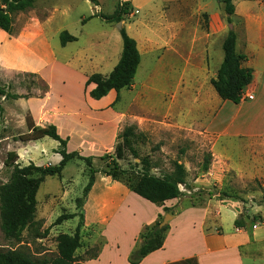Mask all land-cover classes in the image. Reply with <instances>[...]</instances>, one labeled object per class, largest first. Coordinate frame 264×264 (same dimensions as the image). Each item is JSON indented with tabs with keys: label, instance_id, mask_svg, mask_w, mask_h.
I'll return each mask as SVG.
<instances>
[{
	"label": "rangeland",
	"instance_id": "1",
	"mask_svg": "<svg viewBox=\"0 0 264 264\" xmlns=\"http://www.w3.org/2000/svg\"><path fill=\"white\" fill-rule=\"evenodd\" d=\"M121 4L130 10L123 27L139 42L142 64L133 87L123 89L118 101L115 92L108 95L106 105L95 108L90 97L95 86L86 87V81L94 73L108 76L123 49L118 24L107 23L100 15L114 14ZM227 17L219 0H35L31 9L14 16L12 33L0 31V86L31 98L0 100V186L13 173L7 166L9 153H17L21 166L46 167L62 159L56 153L59 142L51 138L22 141L29 133L31 115L38 126L55 125L63 139L69 138V152L92 157L95 168L102 170L107 167L102 157L117 158L119 134L134 125L140 159L123 147L127 159L118 160L122 168L147 158L151 173L163 176L172 174L177 162L186 169L188 187H180L185 196L160 206L130 192L118 209L113 202L119 194L109 191L103 202L90 204L92 224L87 225L83 198L89 173L84 161L73 160L62 177H47L41 183L39 224L22 233L20 245L6 239L0 220V251L24 246L35 258H53L58 237L74 234L82 214V247L77 255L86 259L84 263L90 264L88 250L103 249L108 240L110 248L95 264H130L132 232L160 207L163 213L156 221L172 214L176 218L167 225V237L173 232L165 250L144 264L193 254L200 264H264V205L257 204L262 199L258 184L264 186V158L248 157L247 144L207 133L201 115V104L209 101L200 94L201 83L223 52V35L218 33L229 30ZM64 31L77 41L62 46ZM208 155L210 166L204 172ZM97 178L100 190L114 185L104 173ZM223 194L229 197L221 200ZM77 200L82 201L80 207ZM63 214L77 217L55 225ZM241 215L245 229L234 225ZM46 231L44 237L36 236ZM139 244L137 238L136 248Z\"/></svg>",
	"mask_w": 264,
	"mask_h": 264
},
{
	"label": "trees",
	"instance_id": "2",
	"mask_svg": "<svg viewBox=\"0 0 264 264\" xmlns=\"http://www.w3.org/2000/svg\"><path fill=\"white\" fill-rule=\"evenodd\" d=\"M95 3L96 0H90ZM224 5L225 13L228 16L229 25L233 23L235 15L234 0H219ZM35 0H0V31L11 34L14 25V16L18 13L26 12L33 7ZM124 4L118 6L112 15H100L107 23L119 24L124 21V17L130 14V10L124 7ZM123 49L119 62L113 68L108 76L100 73L92 74L86 81V87L91 84L95 88L90 92V97L94 100H101L107 97L112 91L117 93L116 101L119 100V94L123 89H130L134 85L137 71L141 64V53L138 49L137 41L132 38L123 27L120 31ZM62 46L70 42L77 41V38L69 32L64 31L60 36ZM237 35L235 31L229 29L228 35L223 43L224 60L217 72L216 78L212 79L211 84L215 88L219 97L224 101H230L239 104L244 99V90L253 81V70L245 68L243 63L247 56L238 54L236 51ZM29 99L30 95H19L12 93L6 88L0 86V100ZM3 107L0 104V112ZM27 124L29 133L22 136V141H38L43 138H51L59 142V148L56 153L61 155L62 159L57 165H48L40 167L33 163L28 166L17 164V153H9L7 166L13 167L11 179L0 186V220L1 229L9 241H15L14 244L20 245L22 242V233L39 223L36 221L37 213V194L41 183L47 177H62L65 167L73 160L84 161L89 173V181L84 188V198L86 200L90 191L96 182V175L104 173L113 180L122 182L133 193L139 197L155 204L156 206L179 199L185 196L181 186L188 187L187 172L180 163H175V169L172 174L157 176L151 173L152 165L149 159L140 160V164H131L129 169H124L118 160L127 159L124 156V148L134 159H140V154L134 146V140L139 136L137 127L132 125L126 127L119 134L118 139L121 143L117 146V158L111 154H106L102 160L107 163L106 169H97L93 164L92 157H84L78 152L68 151L69 138L63 139L55 125L44 127L36 125L32 116H28ZM141 135V134H140ZM211 156L205 157L203 171L209 169ZM258 189L262 193V199L257 202L259 206L264 205V186L258 184ZM229 197L226 194L220 196L221 200ZM82 202L77 200V203ZM78 204V207H80ZM193 207H196L195 205ZM77 217L76 214L61 215L55 225H61L64 221ZM159 217H161L159 215ZM80 222L75 233L62 234L58 237L57 255L53 258H35L24 246L18 248L12 247L0 251V264H85L83 257L77 255V251L82 247L81 229L83 227L84 215L81 214ZM163 221V220H162ZM162 221H156L152 225L143 228L139 240V246L131 253L129 257L130 264H140L147 256L164 248L168 235L169 226L160 227ZM237 229H245L246 222L244 215H241L234 223ZM36 231L37 228H35ZM46 234H38L37 237H44ZM12 242V243H13ZM102 248L89 253L90 260L97 259ZM193 261V260H192ZM190 263V261H187Z\"/></svg>",
	"mask_w": 264,
	"mask_h": 264
},
{
	"label": "crops",
	"instance_id": "3",
	"mask_svg": "<svg viewBox=\"0 0 264 264\" xmlns=\"http://www.w3.org/2000/svg\"><path fill=\"white\" fill-rule=\"evenodd\" d=\"M235 8V15L233 16V30L237 35L236 51L238 54L247 56V60L243 63V66L245 68H250L253 70V81L244 90V94L247 96V98L243 99L239 104L222 100L211 84L212 79L216 78L217 72L224 60V52H221L220 58L216 63V67H214L213 70L209 71V74L206 75L207 78L205 80H202L203 83H201L202 91L200 92V94L205 93L209 100L208 102H203L201 104V109L203 111L201 115L206 122L204 129L207 133L217 135L219 137L221 136L224 139H228L230 141H240L244 144H247L249 146V150H247V153L249 152L248 157L264 158V0H240L239 4H235ZM228 31H221L218 33V35H223L221 47H223V43L228 35ZM137 43L138 49H140L139 42ZM212 55L213 52L210 56ZM141 64L138 71L140 70ZM198 87L199 86L197 85V90H199ZM114 92L115 91H112L109 95L114 94ZM104 99L105 97L101 100H93V106L95 108L104 107L106 105H103ZM108 178L109 181L114 183L113 187L110 190L108 187L104 186L102 187V190L98 189L99 178H97L95 185L93 186L87 197L85 205V217L87 220V225L92 224H89V206L92 201H95L97 203L99 201L103 202L108 192L111 191L109 193L119 194V196L121 195V197L117 196L116 198H114L113 202V207L117 206V208L115 209H118L119 205L124 201L126 197H128L130 192L132 193V191L122 182L113 180L111 177ZM139 198L148 202L141 197ZM162 213L163 211L160 207H158L157 211L155 212L153 217L150 218V220L140 221L138 229H135L132 232L131 236L133 239V246L130 248L129 252H133L136 249L137 238H139L143 228L147 225H152V223H155L159 215H161ZM175 218L176 217H174V219ZM110 220L106 221L107 224L105 225V227L109 226ZM172 232L173 230H171L170 235L172 234ZM103 234L104 232L102 231V235ZM169 236L166 238V241ZM106 239L108 238L106 237ZM166 241L163 249L150 254L140 264L148 262L156 253L164 251ZM106 242L107 244L101 250L99 257L94 260H89L90 264L101 262L105 251L110 248V243H108V240H106ZM226 244L227 241L225 240L223 249L226 248ZM118 246L119 245L117 244V247ZM128 257L129 255L127 256V259ZM192 260H197V263L199 262L200 264L199 257L194 254L190 255L187 258L181 257L168 260L163 262L162 264H189L187 263V261L192 262Z\"/></svg>",
	"mask_w": 264,
	"mask_h": 264
},
{
	"label": "water",
	"instance_id": "4",
	"mask_svg": "<svg viewBox=\"0 0 264 264\" xmlns=\"http://www.w3.org/2000/svg\"><path fill=\"white\" fill-rule=\"evenodd\" d=\"M118 27H119L120 30H122V28H123V22L119 23V24H118ZM229 28L232 29V28H233V25H230ZM173 219H174V216H173L172 214H167V215L165 216V218L163 219V221L160 223V227L163 228V227L169 225V223H170Z\"/></svg>",
	"mask_w": 264,
	"mask_h": 264
},
{
	"label": "built area",
	"instance_id": "5",
	"mask_svg": "<svg viewBox=\"0 0 264 264\" xmlns=\"http://www.w3.org/2000/svg\"><path fill=\"white\" fill-rule=\"evenodd\" d=\"M247 98V96L244 94V99H246Z\"/></svg>",
	"mask_w": 264,
	"mask_h": 264
}]
</instances>
